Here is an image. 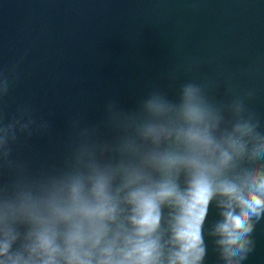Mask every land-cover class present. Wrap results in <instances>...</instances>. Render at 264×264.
<instances>
[{"label":"water","instance_id":"obj_1","mask_svg":"<svg viewBox=\"0 0 264 264\" xmlns=\"http://www.w3.org/2000/svg\"><path fill=\"white\" fill-rule=\"evenodd\" d=\"M188 86L214 115V135L238 124L252 129L226 177L264 170V152H255L264 138V0H0V127L14 133L0 146V220L7 213L14 237L0 264L29 258L27 205L54 186L122 164L161 180L145 158L178 146L154 143L145 131L161 122L181 126ZM153 103L165 107L163 118ZM172 178L181 189L189 179L184 170ZM120 183L116 172L113 185ZM224 211L214 196L197 264H264V213L250 218L245 246L233 256L217 232ZM175 214L161 203L156 264H170L179 250Z\"/></svg>","mask_w":264,"mask_h":264},{"label":"clouds","instance_id":"obj_2","mask_svg":"<svg viewBox=\"0 0 264 264\" xmlns=\"http://www.w3.org/2000/svg\"><path fill=\"white\" fill-rule=\"evenodd\" d=\"M151 108L163 118L164 106L153 103ZM179 113L181 126L161 122L145 131L154 143L168 140L178 146L145 158L161 171V180L152 182L141 167L122 164L115 171L95 169L86 180L72 177L54 186L44 198L27 205L31 255L28 259L17 256L11 264H156L159 245L153 235L164 201L176 208L172 229L179 250L170 264H197L203 254L201 228L208 205L217 195L225 209L217 232L225 251L237 255L251 231L250 218L264 213V170L226 177L234 160L243 156V138L252 129L238 124L230 134L214 135L215 117L193 86L185 88ZM12 130V125L0 127V146H6ZM255 152H264V138ZM180 170L189 177L183 189L172 178ZM116 172L121 174V183L114 187ZM121 204L130 207V215L124 216ZM7 220L5 213L0 222L5 224L6 241L0 245V255L8 251V238L14 239Z\"/></svg>","mask_w":264,"mask_h":264}]
</instances>
